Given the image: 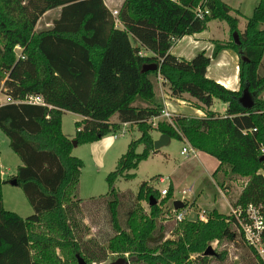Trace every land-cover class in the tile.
<instances>
[{"label":"trees","instance_id":"16d2710c","mask_svg":"<svg viewBox=\"0 0 264 264\" xmlns=\"http://www.w3.org/2000/svg\"><path fill=\"white\" fill-rule=\"evenodd\" d=\"M58 7L51 25L41 23ZM116 8L115 15L105 0H0V91L14 98L41 94L47 102L0 104V129L22 160L12 177L34 208L22 216L4 206L0 163V264H79L78 255L90 264L109 254L128 256L131 264H208L211 258L224 259L228 250L205 254L207 246L235 240L239 231L253 255L246 264H264L238 217L216 207L206 219L175 221L176 237L152 242L165 228L158 189L144 180L135 199L116 185L121 177H135L140 162L158 151L157 129L215 156L219 165L213 175L232 206L243 209L248 221L249 203L264 216V0L244 30L225 0H123ZM212 19L230 26V38L215 41L214 55L227 47L240 53L239 89L207 76L211 56L204 51L191 59L171 52L178 38L204 30ZM161 83L169 84L173 97L190 94L206 114H174L150 123L165 107ZM246 89L254 100L250 107L240 101ZM215 98L227 103L225 114L211 109ZM67 110L83 114L75 122L79 143L134 124L140 130L106 175L109 190L102 196L109 198L114 228L106 241L89 235L82 219L85 199L78 190L84 160L73 153L72 139L63 131ZM243 177L240 192L230 194L233 181ZM172 193L173 186L163 201ZM154 198L157 202L150 204ZM261 238L264 242V228Z\"/></svg>","mask_w":264,"mask_h":264},{"label":"rangeland","instance_id":"374dc122","mask_svg":"<svg viewBox=\"0 0 264 264\" xmlns=\"http://www.w3.org/2000/svg\"><path fill=\"white\" fill-rule=\"evenodd\" d=\"M122 1L123 0H107L110 5L116 7H119ZM228 2L232 4L233 8L236 7L231 12L238 16L240 21L241 19L244 21L246 18V20H248V17L252 15L256 5L254 0H230ZM236 9H238V11ZM44 21V18H42L41 23ZM215 22L221 23L229 29V24L226 20L216 19ZM225 32L223 26L218 27V33L220 35H223ZM132 40L137 44L134 38H132ZM16 50L19 52L20 47H17ZM168 89V83L160 84V94L163 98V103L164 96L171 92ZM3 92V90L0 92L1 97L6 95ZM172 99L190 103V100L193 101L195 98L188 93H185L184 98L181 99L167 95V100ZM191 105L196 108L195 104L191 103ZM213 106L214 109L224 112L225 102L219 98H215ZM172 113L176 114L174 112ZM75 117L76 115L72 112H67L63 115L65 131L69 135L76 132ZM112 119H116V115L112 117ZM158 121L159 119L157 122ZM150 123H152L151 120ZM153 132L156 133V130ZM139 135L140 130L137 125L134 124L121 138L131 140L132 138H137ZM183 146H187L190 149V144L187 140L173 137L169 142L160 146L156 153L140 162L139 167L135 170V177L132 179L121 177L116 182V185L122 190L132 191L135 199H137V194L142 181L148 180L151 184L157 187L160 195L158 202H161L160 204L163 211L159 219L165 228L162 233L158 232L155 236L154 234L151 235L150 239L154 236L152 242L169 237H176V234L173 231L176 228V213L173 210V205L169 201L182 199L186 201L188 205L193 202L192 204H194L195 209L208 217L210 214L209 211L212 210V208H208V205H210V202H213V197L215 195H220V199L222 200L221 205H218L220 210L227 214L233 213L234 207L232 206L230 208L228 200L223 197L219 186L213 181L214 178L210 172V155H205L200 151H191V149L190 152L184 154L182 153ZM141 149L142 146H139V150ZM88 152V144L81 143L80 146L75 144L73 153L75 155H83L86 161L82 168L78 190L79 195L85 199V202L81 204L83 207L82 219L85 221L87 231L90 233L89 235L95 236L101 241H106V239L114 232L110 220L109 198L102 196V194L105 195L104 193L109 190V185L106 179L107 169L104 167H97L88 157ZM0 161L4 170L7 172L5 175V180H7V190H5L6 197L4 195L5 206L15 211L19 210L23 216L32 214L34 208L28 200L23 187L19 184H10V181H12L13 178L12 176L16 173L17 167L22 163V160L11 148L8 136L1 129ZM172 186L173 193L167 200L163 201L164 196L161 195L160 190L166 187L170 189ZM16 191H18V194ZM235 192L236 190L231 191L232 194ZM94 195L96 198L92 199L91 197ZM141 202L147 209H149L150 205L147 200H142ZM211 244L218 250L227 249L228 255L224 259L211 258L208 264H246L248 259L253 258L248 243L242 239L240 231L235 240L221 242L214 240ZM112 256V254H109L106 260L101 262L96 261L90 264H106L114 260Z\"/></svg>","mask_w":264,"mask_h":264},{"label":"crops","instance_id":"0c3cea01","mask_svg":"<svg viewBox=\"0 0 264 264\" xmlns=\"http://www.w3.org/2000/svg\"><path fill=\"white\" fill-rule=\"evenodd\" d=\"M105 1H106V4L112 10L117 9L116 6L110 5L107 2V0H105ZM225 1L228 2L230 0H225ZM254 1L256 2V5H257L260 0H254ZM230 5L232 6V4H230ZM60 8L61 7H58V8H55L53 10L47 11L46 14L42 17L45 20L43 23L45 25H51L53 23L52 19L59 14ZM234 8H236V7H234ZM113 13H114V11H113ZM246 19L244 21H243V19H241V21H239V28L241 30L245 29V26L247 23ZM215 20L216 19L210 20L207 28H205L204 30H202L200 32H196L193 34H186V35L178 38L174 42V44L172 45L171 52L176 54L179 57L191 59L195 55H197L199 52L204 51L207 55L211 56V61H210L209 65L207 66V76L220 81L222 84H224L225 86H227L231 89H239L241 87L240 53L235 48L227 47V48L220 50L216 55H214L215 41L216 40H227L230 38V35H231L230 26H229V29H227V27L225 25H222L221 23H217V22H215ZM118 25L122 27V23L119 22ZM222 26L224 27V31H226V32L223 35H220L218 33V27H222ZM3 93H5V92H3ZM167 95H170V93H168V94H166V96H164V104H165V106L168 107V109L170 111H172L176 114H187V115H194V116H204L206 114V111L203 108H201L195 104V99L193 101L190 100V103H187L185 101L182 102V101H177V100H173V99L167 100ZM4 96H6V97H4ZM4 96L1 97V95H0V104L11 102V101H8V99H6L8 97L7 94ZM184 96H185V94H184ZM184 96L183 97H177V98L181 99V98H184ZM263 97H264V92H263ZM191 103L195 104L196 108L193 105H191ZM213 105H214V103H213ZM213 105L211 106V109H213V110H215L221 114L226 113V111H227V103L226 102H225L224 112H221L219 110L214 109ZM67 112H72L76 115L75 122L77 120H81L83 118V115L80 113H77V112H74L71 110H67V111H65L64 114H66ZM160 118H164V117H159L158 119H160ZM62 127H63V131L65 132V134H67V136H69L71 139L72 138L75 139L76 132L72 135H69L65 131L64 120L62 121ZM155 130H156V133L153 132V135L156 139L162 133L157 129H154L153 131H155ZM127 131L128 130H125V132L121 133V134H113V133L107 134L100 139H97V140H94L91 142H86V144H88V150H89V152H88L89 156L88 157L92 160V162L97 167H99V168L104 167L105 169H107L106 173L115 169L120 156L127 150L129 142L131 140L121 138L122 136H124L125 133H127ZM172 138L173 137H171L170 140ZM80 144L81 143L77 142L76 145L80 146ZM74 148H75V145L73 144V150H74ZM157 150H159V148ZM195 151H200L201 153L203 152V154H205V155H207V154L210 155V157H211V159H209V161H210V172L214 178L213 179L214 183L216 185H218L213 173L219 165V160L215 156H213V155H211L205 151L198 150V149H195ZM153 154H151V155H153ZM78 156H80L84 159L83 155H78ZM84 162H86L85 159H84ZM0 163H1V161H0ZM1 168H2V175L5 178V175L7 172L4 170L2 163H1ZM263 172H264V169H263ZM6 182H7V180H5V182L3 184V204H4V206H5V197H6L5 190H7V183ZM245 182H246L245 177L239 178L238 180H234L231 188L236 190V192L233 194H236L237 192L239 193L240 190L243 188V185ZM10 184H17V183H14L13 178H12V181H10ZM166 188H168V187H166ZM219 189H220L223 197H225L228 200V202L230 204V208H231L232 205H231V202L229 199V193L226 190H224L223 188H221V186H219ZM161 190H160V192H161ZM16 192L18 194V191H16ZM168 192H169V188H168ZM230 194H232V193L230 192ZM4 195H5V197H4ZM161 195H162V193H161ZM166 195H164V196H166ZM81 198H83V197H81ZM220 198H221L220 195H215L213 197V202H210V205H208V208L213 209L216 207L217 209L220 210V208L218 207V205H221V201H222ZM206 199H207V197H206ZM169 202H171V204L173 205V210L175 213H177L178 211H181V210H185V209H189L191 211L196 212L198 214V217H200L199 214L202 213V212H199V210L195 209L194 204H192L193 202H191L190 205H188V203L186 201H184L185 206L180 208V209H177V211H175L176 209L174 206V200L169 201ZM8 209H11V208H8ZM17 211L19 212V210H17ZM221 212H223V211H221ZM189 215H188V217H189Z\"/></svg>","mask_w":264,"mask_h":264},{"label":"built area","instance_id":"2783aa9c","mask_svg":"<svg viewBox=\"0 0 264 264\" xmlns=\"http://www.w3.org/2000/svg\"><path fill=\"white\" fill-rule=\"evenodd\" d=\"M115 14H118V9L113 10ZM206 12H209V9L206 8ZM198 15H203V9L200 7L198 10ZM19 47V46H18ZM1 92V91H0ZM8 95V94H7ZM8 101L11 102H30V103H36V104H46V100L43 95L41 94H34L29 93L23 98H14L10 95H8ZM174 114L168 109L167 106H165L162 110L160 115L154 116L151 121L154 125L157 124V120L159 117H165L168 119H172V116ZM125 131L121 132L124 133ZM119 133V134H121ZM191 151H195V149L190 145ZM190 149L187 146H184L182 149L183 153L190 152ZM162 195H166L168 193V188H163L161 190ZM246 214L248 215L249 221L246 219L245 216H243V209L240 207H236L233 209V214H235L238 217V220L240 222V225L242 226L245 236L247 240L261 253V255L264 257V242L261 238V232L264 228V216L261 213L259 207L253 203H249L246 209H244ZM194 211H191L189 209L178 211L175 214V221L179 222L186 218L189 214H193ZM202 219H206L207 217L203 214H199ZM206 217V218H205Z\"/></svg>","mask_w":264,"mask_h":264},{"label":"water","instance_id":"95a60500","mask_svg":"<svg viewBox=\"0 0 264 264\" xmlns=\"http://www.w3.org/2000/svg\"><path fill=\"white\" fill-rule=\"evenodd\" d=\"M234 37L237 42H240L239 36L237 32H234ZM240 101L247 107H250L254 104V100L251 96V93L248 89H246L242 96L240 97ZM170 135L167 133H162L158 138L154 140V147L155 149H158L160 146L163 144L169 142L170 140ZM73 144H77L78 140L77 139H72ZM261 159L264 161V154L261 155ZM14 183H17V179H13ZM157 202V199L154 198L150 204H154ZM174 206L175 209H180L185 206V202L182 199H175L174 200ZM190 219L197 220L198 219V214L194 212L193 214L189 215ZM205 254H213L215 253V249L212 244H209L207 248L204 251ZM78 261L79 264H89L87 261L84 259L83 256L78 255ZM106 264H131L130 258L126 256H119L118 258L106 263Z\"/></svg>","mask_w":264,"mask_h":264}]
</instances>
